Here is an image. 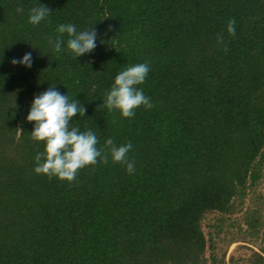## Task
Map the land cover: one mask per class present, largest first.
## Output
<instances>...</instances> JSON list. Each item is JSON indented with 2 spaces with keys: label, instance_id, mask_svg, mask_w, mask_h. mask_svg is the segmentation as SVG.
Instances as JSON below:
<instances>
[{
  "label": "trees",
  "instance_id": "16d2710c",
  "mask_svg": "<svg viewBox=\"0 0 264 264\" xmlns=\"http://www.w3.org/2000/svg\"><path fill=\"white\" fill-rule=\"evenodd\" d=\"M39 2L52 11L33 25ZM59 23H95L97 46L54 53ZM29 51L30 67L11 63ZM141 62L152 107L109 112L115 75ZM54 84L80 100L70 125L97 147L131 141L133 173L99 158L71 182L33 171L43 142L25 117ZM261 178L264 0H0V264H225L206 257L203 220L235 214ZM241 264H264V248Z\"/></svg>",
  "mask_w": 264,
  "mask_h": 264
},
{
  "label": "clouds",
  "instance_id": "9594fccd",
  "mask_svg": "<svg viewBox=\"0 0 264 264\" xmlns=\"http://www.w3.org/2000/svg\"><path fill=\"white\" fill-rule=\"evenodd\" d=\"M18 11H23L18 8ZM46 5L38 3L28 12V22L37 25L51 12ZM89 25L83 30H77L74 23H59L55 29L57 35L49 38V44L54 53L66 52L76 58L90 53L97 46V30ZM236 21L229 19L227 32L235 36ZM223 40L217 35V41ZM12 64H21L30 67L32 53L25 52L19 58H13ZM150 70L148 62L129 65L120 70L114 77L109 89L104 93L102 103L109 112H118L121 117H133L135 109L141 105L152 107L149 96L138 85L145 82ZM78 114H85V108L80 100L70 99L68 93L61 92L54 85L33 96L30 102L27 121L34 122L30 139L34 142H43V150L36 153L33 171L36 174H45L49 178L56 177L68 182L76 178L79 169L89 164H96L98 158L107 164L109 159L113 163L126 166L128 173L135 171V162L128 158L133 145L131 141L117 145L111 137L104 142V147H97L96 132L87 128L81 130L79 126H71L70 121Z\"/></svg>",
  "mask_w": 264,
  "mask_h": 264
},
{
  "label": "rangeland",
  "instance_id": "374dc122",
  "mask_svg": "<svg viewBox=\"0 0 264 264\" xmlns=\"http://www.w3.org/2000/svg\"><path fill=\"white\" fill-rule=\"evenodd\" d=\"M249 222L257 224L254 230L248 228ZM202 229L208 239V259L212 254L219 261L225 255V264H229L233 256L241 264L252 252H260L264 248V178L249 190L235 214L223 218L210 213L203 220Z\"/></svg>",
  "mask_w": 264,
  "mask_h": 264
}]
</instances>
